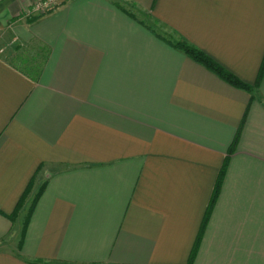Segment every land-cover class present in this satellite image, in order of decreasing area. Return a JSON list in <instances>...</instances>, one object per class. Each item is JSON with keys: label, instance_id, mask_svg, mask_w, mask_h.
Listing matches in <instances>:
<instances>
[{"label": "crops", "instance_id": "obj_1", "mask_svg": "<svg viewBox=\"0 0 264 264\" xmlns=\"http://www.w3.org/2000/svg\"><path fill=\"white\" fill-rule=\"evenodd\" d=\"M38 1L0 0V264H264V0Z\"/></svg>", "mask_w": 264, "mask_h": 264}, {"label": "trees", "instance_id": "obj_2", "mask_svg": "<svg viewBox=\"0 0 264 264\" xmlns=\"http://www.w3.org/2000/svg\"><path fill=\"white\" fill-rule=\"evenodd\" d=\"M116 5L119 6V4H116ZM167 41L170 43V45L173 48L182 52L187 57H189L190 59L195 61L196 63L205 67L207 70H209L210 72L215 74L217 77H219L221 80H223L227 84H229V85H231L237 89L247 91L249 93H253V89L257 87L258 82L254 86H251V85H248V84L241 82L234 75H232L229 71L224 69L221 65H219L217 62H215L213 59L208 57L202 51H200L196 47L192 46L191 44H189L185 40H183V39L173 40V39H170L168 37ZM225 167H226V159H225V162L223 163L221 170L219 172L217 183H216V186H215V189H214V192H213V195L211 197V201H210V204H209V207L207 210V215L211 211V209L213 208L215 200L218 196L219 187H220V184H221L223 176H224ZM38 195H37V197H38ZM206 220H207V218H205L204 222H206Z\"/></svg>", "mask_w": 264, "mask_h": 264}, {"label": "built area", "instance_id": "obj_3", "mask_svg": "<svg viewBox=\"0 0 264 264\" xmlns=\"http://www.w3.org/2000/svg\"><path fill=\"white\" fill-rule=\"evenodd\" d=\"M59 0H42L33 4L31 10L26 11V16H41L55 8Z\"/></svg>", "mask_w": 264, "mask_h": 264}, {"label": "rangeland", "instance_id": "obj_4", "mask_svg": "<svg viewBox=\"0 0 264 264\" xmlns=\"http://www.w3.org/2000/svg\"><path fill=\"white\" fill-rule=\"evenodd\" d=\"M42 1V0H41ZM61 2V0H59V3ZM58 3V4H59ZM4 33L3 32H1L0 31V54H2V55H5V56H7V58H9L13 63H15V64H17V65H19V66H21V67H25L24 65H23V63H21V61H22V58H21V56H20V53L18 52V54H17V56H13V55H11L10 54V52H5L6 51V47H10L11 45H13V42H9V45L7 44V46H4V45H6V44H3L4 42V35H3ZM7 53V54H6Z\"/></svg>", "mask_w": 264, "mask_h": 264}]
</instances>
